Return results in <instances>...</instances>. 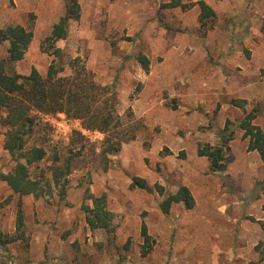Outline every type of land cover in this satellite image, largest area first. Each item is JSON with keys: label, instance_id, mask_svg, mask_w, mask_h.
I'll return each instance as SVG.
<instances>
[{"label": "rangeland", "instance_id": "1", "mask_svg": "<svg viewBox=\"0 0 264 264\" xmlns=\"http://www.w3.org/2000/svg\"><path fill=\"white\" fill-rule=\"evenodd\" d=\"M78 1L81 18L55 43L64 50L63 60H56L70 75L69 59L79 56L98 84L113 86L120 124L111 139L135 138L109 154L106 134L83 119L37 113L41 122L26 135L25 148L47 151L29 167L41 195L20 196L1 178L16 160L4 147L8 126L0 108V264H264L259 153L248 150L237 128L226 148L225 171L213 172L198 154L202 144L221 143L228 120L236 128L254 107L255 122L264 129V0H204L216 12L205 27L199 0H183L195 2L187 9L160 7L169 0ZM65 6V0H0V28L22 24L33 30L25 58L15 64L18 73L34 67L46 76L54 56L42 42ZM7 47L6 40L0 44V58ZM140 52L150 61L148 72L137 59ZM232 99L246 100L245 107ZM134 176L145 178L151 190L131 189ZM155 183L166 193L187 186L195 206L174 203L164 213ZM87 193L107 195L113 239L87 224ZM142 222L152 238L146 255Z\"/></svg>", "mask_w": 264, "mask_h": 264}, {"label": "trees", "instance_id": "2", "mask_svg": "<svg viewBox=\"0 0 264 264\" xmlns=\"http://www.w3.org/2000/svg\"><path fill=\"white\" fill-rule=\"evenodd\" d=\"M195 2H183V0H169L162 3L161 8L182 9L190 8ZM200 8L199 20L202 26L208 25L216 17V12L204 0L196 2ZM65 13L54 23L51 33L43 40L42 49L54 56L50 63L46 76H42L36 68H32L29 74H21L15 70V64L25 58L27 50L33 39V30L22 24H12L0 28V44L8 42L7 54L0 58V108L5 109V124L8 126L4 147L16 160L14 169L1 178L6 181L14 193L22 195L33 194L40 196V182L31 177L30 165L45 158L47 151L43 146L25 148L26 135L40 124L38 114H51L63 112L67 116L83 119L93 129H98L106 134L105 152L116 154L120 151L123 142L134 139L115 137L112 140L110 132L118 128L119 115L115 114L116 94L113 86L98 84L91 73L85 67L79 56L69 59L72 74L64 75L66 64L63 60L64 50L56 47L55 43L66 39L69 34L71 21L81 18V5L78 0H65ZM48 45V46H47ZM137 59L143 69L148 72L150 61L143 53L137 54ZM104 95L102 101L99 99ZM101 101V105H99ZM231 103L237 107H245L246 100L232 99ZM38 113V114H37ZM258 116V108L254 107L245 112L239 120L237 127L228 120L221 130V143H210L199 146L198 154L207 157L210 169L213 172H223L227 168L226 148L233 139L235 130L241 129L243 136L248 140V150L257 151L264 162V129L255 122ZM232 125V126H231ZM61 167H57L53 173L54 183L59 184L62 174ZM70 171V161L65 164V172ZM130 188L151 190L145 178L134 176ZM155 190L164 196L160 207L164 213H169L174 203H183L187 209L195 206V198L190 189L180 185L176 191L166 193L164 186L154 184ZM86 199L91 200L92 205L83 204L86 212V222L91 229H104L109 238L114 237V213L107 206V195H95L87 193ZM24 211L19 206L17 211V230L24 229ZM1 235V234H0ZM141 235L143 236V255L152 248V238L148 233L147 225L142 222ZM10 241V240H9ZM259 248V246H257Z\"/></svg>", "mask_w": 264, "mask_h": 264}]
</instances>
